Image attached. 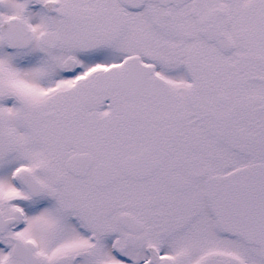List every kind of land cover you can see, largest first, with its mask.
<instances>
[{
	"label": "snow or ice",
	"instance_id": "6c2138e0",
	"mask_svg": "<svg viewBox=\"0 0 264 264\" xmlns=\"http://www.w3.org/2000/svg\"><path fill=\"white\" fill-rule=\"evenodd\" d=\"M0 264H264V0H0Z\"/></svg>",
	"mask_w": 264,
	"mask_h": 264
}]
</instances>
